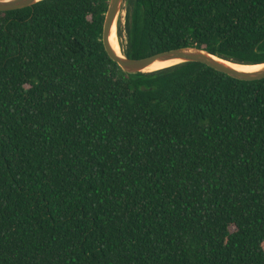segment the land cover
<instances>
[{"label": "trees", "instance_id": "1", "mask_svg": "<svg viewBox=\"0 0 264 264\" xmlns=\"http://www.w3.org/2000/svg\"><path fill=\"white\" fill-rule=\"evenodd\" d=\"M109 2L0 12V264H264V79L127 74ZM124 3L129 59L264 63V0Z\"/></svg>", "mask_w": 264, "mask_h": 264}, {"label": "water", "instance_id": "2", "mask_svg": "<svg viewBox=\"0 0 264 264\" xmlns=\"http://www.w3.org/2000/svg\"><path fill=\"white\" fill-rule=\"evenodd\" d=\"M41 1L43 0H0V12L16 11L20 9L30 8ZM124 1L125 0H110L104 23L103 43L110 59L114 61L125 73H149L157 71H149L156 64L176 61L175 64H172L170 66L194 62L207 65L221 73L227 74L230 77L242 81H257L264 79V63L258 65H243L259 66V68L254 71L244 72L229 66L227 64V62L229 61L221 59L218 56L209 53L208 51L196 47L174 49L139 60L129 59L123 54L116 52L115 48L111 44L110 38L114 30H116L117 32V21L120 12L122 11Z\"/></svg>", "mask_w": 264, "mask_h": 264}, {"label": "bare ground", "instance_id": "3", "mask_svg": "<svg viewBox=\"0 0 264 264\" xmlns=\"http://www.w3.org/2000/svg\"><path fill=\"white\" fill-rule=\"evenodd\" d=\"M110 41H111L112 46L115 48L116 52H118L120 54H123V51H122V48H121V45H120L116 30H114V32L112 33ZM175 63H176V61L156 64L149 71L158 70V69H161V68H164V67H168V66H170L172 64H175ZM227 64L229 66H231L232 68H234V69H237V70H240V71H244V72H251V71H254V70L259 68V66H243V65H237V64H234V63H231V62H227Z\"/></svg>", "mask_w": 264, "mask_h": 264}, {"label": "rangeland", "instance_id": "4", "mask_svg": "<svg viewBox=\"0 0 264 264\" xmlns=\"http://www.w3.org/2000/svg\"><path fill=\"white\" fill-rule=\"evenodd\" d=\"M126 6V4L124 3V5H123V7H125ZM125 16H126V13H125V11H124V9H122V11L120 12V15H119V18H118V23L119 22H122V25H124L125 24ZM124 17V18H123ZM123 18V19H122ZM123 20V21H122ZM124 22V23H123ZM124 42H125V40H124Z\"/></svg>", "mask_w": 264, "mask_h": 264}]
</instances>
